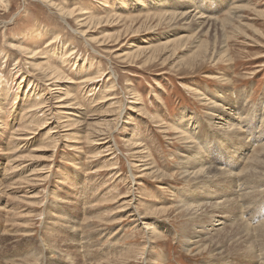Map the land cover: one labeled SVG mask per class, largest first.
<instances>
[{"label":"rangeland","instance_id":"1","mask_svg":"<svg viewBox=\"0 0 264 264\" xmlns=\"http://www.w3.org/2000/svg\"><path fill=\"white\" fill-rule=\"evenodd\" d=\"M156 2L0 0V264H212L187 197H220L225 229L247 230L221 262L264 264V0ZM187 10L217 21L188 25ZM220 95L250 111L236 173L213 135ZM199 150L225 171L216 195L185 177Z\"/></svg>","mask_w":264,"mask_h":264},{"label":"bare ground","instance_id":"2","mask_svg":"<svg viewBox=\"0 0 264 264\" xmlns=\"http://www.w3.org/2000/svg\"><path fill=\"white\" fill-rule=\"evenodd\" d=\"M159 2H156V3H166L167 5V2L168 0H158ZM178 1V0H177ZM227 1V0H226ZM176 2V0H175ZM235 3V2H234ZM52 4V3H51ZM178 4V3H177ZM197 4V3H196ZM221 4H226L223 2H221ZM175 5V4H174ZM191 5V4H190ZM169 7H173L171 2L169 1V4L167 5ZM176 6V5H175ZM174 6V7H175ZM233 8H238L237 6L236 7H233ZM240 8V7H239ZM60 10V15H65V16H74L75 14V11L74 10H63L62 8H59ZM186 9H188V7H186ZM231 12H233L234 15H237L238 11L236 10H232ZM230 12V13H231ZM198 12L197 11H192V10H187L186 11H182L180 12L179 14L181 15V18L184 19V22L186 24H192L193 20L196 21V23L198 24L199 26V29L203 28L202 26H204L206 23H205V20L207 19H210V20H215L217 21L216 18H205L204 16H201L199 14H197ZM85 16V15H83ZM170 17V16H169ZM175 19V17H173ZM190 19V20H189ZM201 19V20H200ZM209 21V20H208ZM191 22V23H190ZM212 22V21H211ZM179 23V22H178ZM217 23V22H216ZM188 24V25H189ZM209 24V22H208ZM212 24V23H211ZM192 26V25H191ZM201 26V27H200ZM207 26V25H206ZM197 29V28H196ZM209 30V29H208ZM78 32V31H77ZM87 32V31H85ZM84 32V34H85ZM82 33V31H81ZM21 47V45H20ZM22 49V48H20ZM51 50V48H50ZM27 51V50H25ZM34 54V53H33ZM60 54V53H59ZM63 56V55H62ZM42 71L44 72H48L51 76H54L53 79H55V81H59V79H62V76L60 75L59 71L56 70L55 68H53L50 64L47 65V67H42L41 68ZM54 89V88H53ZM225 98H223L221 95L220 97H222L223 99H226L224 102V104L220 103L218 104L219 106H222V108L219 110V111H216L215 109V113L213 114L214 115V119H218V121H215V122H212L213 124H216V127H220V130L222 131L221 132V135L220 134H217L216 132H214V138L217 140V141H220L221 139L225 140V142L228 144V147L229 148H225V154L226 155H232V157L235 156V158L230 162V165L231 167L228 169L231 170L233 173H236L234 170H235V165H239L238 164V159L240 158V155L241 157H243L245 155L244 153V146H241V142L239 141L240 139H243L244 141V137L247 135L246 131L247 129H245V126L241 125L240 124V121L244 118L243 115L245 113H247V116H249V113L250 111H244V109H242V111L244 112H237L239 111V107L240 105H243V103L241 102H238L237 100L235 101H232L233 99L227 97L226 95H224ZM233 97V96H231ZM206 98V97H205ZM203 97V99H205ZM220 99V98H219ZM234 99H236L234 97ZM221 100V99H220ZM59 101H63L62 100H59ZM222 101V100H221ZM208 104V103H207ZM261 107H264V103H261L260 104ZM123 113V112H122ZM232 115V116H230ZM253 115V114H252ZM185 117V116H184ZM256 117V116H255ZM254 117V118H255ZM252 118V117H251ZM249 118V119H251ZM252 120V119H251ZM262 120L264 121V117H262ZM195 121V120H194ZM193 121V122H194ZM257 122V121H256ZM1 123V122H0ZM264 123V122H263ZM212 124V125H213ZM244 124V123H243ZM249 124V123H248ZM187 125V124H186ZM189 125V124H188ZM25 126V125H24ZM191 126V125H190ZM189 127V126H188ZM202 124H200V131L199 133L201 134H198L201 135L199 136V138H201V140L207 136V133L205 132V130L202 129ZM254 127V125H253ZM29 128V127H28ZM58 128V127H56ZM190 132L191 133H194L196 131V128H190ZM199 129V128H198ZM57 130V129H56ZM250 131L252 133H255L253 131V129ZM210 134V133H209ZM208 134V135H209ZM246 134V135H245ZM263 134V133H262ZM204 135V136H203ZM260 135V134H259ZM188 136V135H187ZM187 139V138H186ZM189 139V138H188ZM207 139V138H205ZM213 139V138H212ZM209 142V141H208ZM212 142V141H211ZM231 142V143H230ZM202 143V142H201ZM206 143V142H205ZM213 144V143H212ZM219 144H221L219 142ZM187 145V144H186ZM224 145V144H223ZM238 145L240 149H238ZM209 146V145H208ZM207 146V147H208ZM264 146V144L262 145ZM194 147V146H193ZM213 147V146H212ZM230 148H235L234 151H232ZM198 150V149H197ZM221 150V149H220ZM219 150V151H220ZM212 152V150H210ZM239 151V152H238ZM196 152V151H194ZM207 152V151H206ZM202 151L199 150L195 153V155H187L184 159H183V165L185 167V177H187L189 180H193V181H198L195 185H197V188L201 189V190H205V191H201L199 190V193H204L207 197L209 195H216V191L213 190V186L217 187V184L220 185V180H221V176L224 174V172L222 171V169L220 167H216V166H213V165H206L205 163H208V161H210L208 158L205 159V158H202ZM237 155V156H236ZM219 156V155H218ZM257 156V155H256ZM258 157V156H257ZM256 157V159H257ZM216 158V157H215ZM219 158V157H218ZM253 158V157H252ZM255 159V158H254ZM219 160V159H218ZM223 160V159H222ZM203 161H205V163H203ZM225 161V159H224ZM251 161V160H250ZM262 161H263V158H262ZM210 163H212L210 161ZM262 163V162H261ZM250 166H252V164H249ZM247 165V166H249ZM262 165V164H261ZM234 166V167H233ZM260 167V166H259ZM140 168H143V172H147V170H150L151 168H149L148 166L146 165H142L140 166ZM223 168V167H222ZM251 168V167H250ZM254 168H257L256 166H254ZM225 169V168H224ZM223 169V170H224ZM253 169V167H252ZM252 169H248L250 171H252ZM244 170V169H243ZM255 170V169H254ZM256 170H259L258 168ZM222 171V172H220ZM142 172V173H143ZM254 172V171H253ZM257 172V171H255ZM260 172V171H259ZM243 173H251L249 171H245ZM262 173V172H261ZM218 174H221V176L218 178V181L216 183H210L211 180L216 177ZM228 174V173H227ZM257 174V173H256ZM260 174V173H259ZM165 175V174H164ZM219 176V175H218ZM237 176V175H236ZM142 177V176H141ZM226 177H229V176H226ZM225 177V178H226ZM231 177V176H230ZM234 177V176H233ZM216 178V179H217ZM237 178V177H236ZM233 179V178H232ZM239 179V178H238ZM225 180V179H224ZM227 180V179H226ZM247 180V179H246ZM237 183V182H236ZM246 183V182H245ZM264 183V182H263ZM139 184V183H138ZM199 184H202V186H198ZM241 184H238L239 186H241ZM250 185V184H249ZM211 187V189L208 191V188L206 189L205 187ZM223 186H226V185H223ZM250 187V186H249ZM264 187V186H263ZM250 189V188H249ZM261 190H264L261 189ZM254 191V190H253ZM30 192V191H29ZM255 192V191H254ZM191 196V195H190ZM194 196V195H193ZM239 196V194H238ZM192 197V196H191ZM220 198V197H219ZM219 198L217 199V201L215 202V206L213 205H209L212 207L211 210H204L206 211V213L203 212V208L204 207H207L209 208V206L207 204L204 203L203 200H200V199H197V200H194L193 198L189 199V200H186L188 199V197L186 199H184L185 201H183V205L184 207L186 208V210L188 211V216L192 217L191 218V223L195 221V227H193L192 230H189V236L191 238V243L194 244H199V247L200 250L203 252H205L206 250H208L209 252L211 251V253H213V258L215 259V261L212 263V264H227L226 262H224L222 260V262L220 261L221 258L219 257H222V254H223V251L226 253V251H232L234 246H238L239 242L238 240L235 238L237 235H239L237 238L238 239H241V238H247L248 234H247V230L245 229L243 231V228L241 225V223H238L240 225L237 226V228H233L235 230H231L229 228L225 229L226 227H230L232 226V224L234 222V220L232 221V218H228L226 216H219V215H215V213L217 214V212L219 213H222V214H226L228 212V208L229 206H223L222 208H220V204L218 202ZM239 198V197H238ZM133 199V198H132ZM165 200V199H164ZM228 203L232 200L231 198L228 200ZM204 203V204H203ZM236 208V207H235ZM205 209V208H204ZM161 208L159 209H156V212H160ZM154 211V210H153ZM212 212V213H211ZM227 215V214H226ZM237 216V215H236ZM224 218L226 217V219H224V221H221L222 219H213V218ZM230 217V216H229ZM236 219V218H234ZM242 219V218H241ZM232 221V222H229ZM237 221V219H236ZM227 222V223H225ZM229 222V223H228ZM242 222V221H241ZM264 222V221H262ZM244 223V221L242 222ZM261 223V222H260ZM248 224V223H247ZM236 225V224H235ZM259 225V224H258ZM249 226V224H248ZM251 226V225H250ZM249 226V227H250ZM260 226V225H259ZM232 228V227H231ZM246 228V227H245ZM256 228V227H255ZM258 228H261V232H262V235H264V224H262L261 227H258ZM258 233V232H257ZM253 234V233H252ZM222 236L223 240L225 241V243H220V245H215L216 243V240L214 239H219V237ZM263 237V236H262ZM261 237V238H262ZM231 240L232 242V245L228 244V241ZM241 245L243 246V244H245L246 242H244L242 239H241ZM238 243V244H237ZM189 245V244H188ZM192 245V244H191ZM221 245H227L229 247H223ZM249 248V247H248ZM237 249V248H236ZM235 249V250H236ZM249 250V249H248ZM201 253V252H200ZM157 256L154 255L150 258H147V264H155V261H156V258ZM260 257V255H259ZM260 260V259H259ZM259 262V261H258ZM248 264H251V263H248Z\"/></svg>","mask_w":264,"mask_h":264}]
</instances>
